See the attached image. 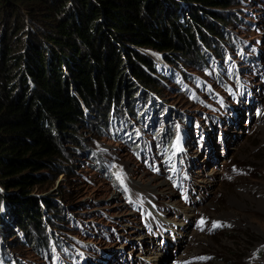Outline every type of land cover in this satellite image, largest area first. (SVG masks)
<instances>
[{
  "label": "rangeland",
  "instance_id": "rangeland-1",
  "mask_svg": "<svg viewBox=\"0 0 264 264\" xmlns=\"http://www.w3.org/2000/svg\"><path fill=\"white\" fill-rule=\"evenodd\" d=\"M229 1L218 9L232 16L225 61H182L183 72L144 49L164 74L159 91L147 86L137 94L151 114L135 99L144 116L131 120L118 110L114 117L127 125L120 133L100 131L92 113L76 126L77 154L59 164L72 169L46 171L48 180L28 192L66 212L68 223L46 222V232L66 234L76 253L66 264H264V0ZM162 135L176 138L170 159ZM0 236V254L20 264H65L62 251L50 259L22 233Z\"/></svg>",
  "mask_w": 264,
  "mask_h": 264
},
{
  "label": "trees",
  "instance_id": "trees-1",
  "mask_svg": "<svg viewBox=\"0 0 264 264\" xmlns=\"http://www.w3.org/2000/svg\"><path fill=\"white\" fill-rule=\"evenodd\" d=\"M229 2L0 0V232L22 233L42 255L56 261L55 250L62 251L68 262V246L46 232L52 218L68 223L66 212L53 198L28 192L48 180L46 171L72 169L59 164L77 154L76 126L92 113L99 115L94 124L100 131L120 133L127 125L122 116L114 117L118 110L131 114V120L144 116L134 100L139 103L137 94L147 86L159 91V76H164L160 62L144 49L183 72L182 61L197 67L214 66L217 57L225 61L232 16L218 9ZM236 70L235 85L242 88V72ZM142 104L145 115L151 114ZM153 107L157 119L160 107L155 101ZM161 141L170 159L176 138L167 141L162 135ZM64 222L57 227L65 228ZM0 264L20 263L2 251Z\"/></svg>",
  "mask_w": 264,
  "mask_h": 264
},
{
  "label": "bare ground",
  "instance_id": "bare-ground-1",
  "mask_svg": "<svg viewBox=\"0 0 264 264\" xmlns=\"http://www.w3.org/2000/svg\"><path fill=\"white\" fill-rule=\"evenodd\" d=\"M221 70H223V69L221 68ZM246 86H247V85H245V87L243 88V90H245V91H247ZM247 92H248V91H247ZM218 101H219V100H218ZM184 143H185V142H184ZM183 146H184V145H183ZM65 235H66V234H63V235H62L61 240L66 241V239H65V237H64ZM66 236H67V235H66ZM72 243H73V242H72ZM75 243H78V242H75ZM76 245H77V244H76ZM79 248H80V247H79ZM70 251H71V250H70ZM79 253L81 254V251H80ZM68 255H72V254H71V253H69V254L67 253V257H68ZM75 256H76V255H75ZM73 257H74V256H73ZM85 257H86V255H85ZM85 259H86V258H85ZM85 259H84V261L87 260V259H86V260H85ZM87 264H88V263H87Z\"/></svg>",
  "mask_w": 264,
  "mask_h": 264
},
{
  "label": "snow or ice",
  "instance_id": "snow-or-ice-1",
  "mask_svg": "<svg viewBox=\"0 0 264 264\" xmlns=\"http://www.w3.org/2000/svg\"><path fill=\"white\" fill-rule=\"evenodd\" d=\"M201 224H203V220H201ZM216 226H218V225H216V224L213 225V227H216Z\"/></svg>",
  "mask_w": 264,
  "mask_h": 264
}]
</instances>
